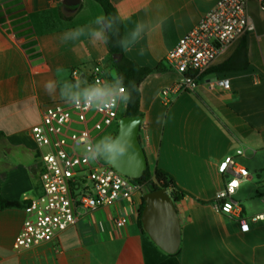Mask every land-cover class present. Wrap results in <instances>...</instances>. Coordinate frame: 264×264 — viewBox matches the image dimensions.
<instances>
[{
    "label": "crops",
    "instance_id": "0c3cea01",
    "mask_svg": "<svg viewBox=\"0 0 264 264\" xmlns=\"http://www.w3.org/2000/svg\"><path fill=\"white\" fill-rule=\"evenodd\" d=\"M124 24L123 36L137 21L150 26L136 47L124 52L140 66L162 68L140 87L142 126L140 141L148 165L170 174L187 196L177 206L181 222L180 264H264V221L241 232L235 218L219 213L214 202L225 184L218 171L228 155L243 150L264 169V10L260 2L248 3L254 31L233 42L221 53L194 92H170L180 75L165 58L180 38L192 30L219 0H110ZM104 15L94 0L77 6L66 0H0V187L3 197L22 208L0 210V264H146L144 236L138 226V211L146 192L130 200L93 211L80 210L76 225L51 241L29 249L15 250V238L26 218L25 208L42 195L41 150L32 127L41 121V110L61 100L50 96L45 83L56 79L63 67L71 79L78 66L101 64L106 76H117L107 43L88 39L64 43L62 34L90 25ZM246 39L248 66L228 71L217 68L229 61ZM144 54L139 55L138 49ZM238 61L234 66L239 65ZM230 79L227 90L210 91L207 80ZM167 101V102H166ZM257 172V169H255ZM254 177L242 180L234 199L244 213V200L264 194ZM264 203V202H263ZM126 217L118 227L114 220ZM150 239V238H149Z\"/></svg>",
    "mask_w": 264,
    "mask_h": 264
},
{
    "label": "built area",
    "instance_id": "2783aa9c",
    "mask_svg": "<svg viewBox=\"0 0 264 264\" xmlns=\"http://www.w3.org/2000/svg\"><path fill=\"white\" fill-rule=\"evenodd\" d=\"M252 0H219L201 21L178 44L168 51L165 61L180 75V81L164 89L162 96L170 92H194L203 77L211 69L218 56L229 45L254 31V24L247 12ZM260 2L264 10V0ZM264 40V32H263ZM87 79L90 83L111 80L101 64L91 68L78 66L71 71V80ZM210 91L227 90L230 79L217 77L207 80ZM167 102V101H166ZM120 105L112 109H85L58 100L44 106L41 121L32 127V135L41 150L42 195L33 199L25 208L26 218L15 238V250L32 248L51 241L58 233L76 225L80 210L93 211L111 206L121 200H130L143 187L121 174L102 158L91 161L85 158L87 144L95 145L106 128L117 121ZM147 136L146 126L141 129ZM243 150L226 156L218 171L225 176V184L219 192L214 207L217 212L235 218L241 232H248L250 224L264 221V213L244 217V209L234 196L242 180L251 178L249 170L241 164ZM264 170V169H263ZM236 182V187H233ZM264 185V176H263ZM264 202V194L261 196ZM118 227L128 223L126 217L114 220Z\"/></svg>",
    "mask_w": 264,
    "mask_h": 264
},
{
    "label": "clouds",
    "instance_id": "9594fccd",
    "mask_svg": "<svg viewBox=\"0 0 264 264\" xmlns=\"http://www.w3.org/2000/svg\"><path fill=\"white\" fill-rule=\"evenodd\" d=\"M118 17L100 15L88 26L76 27L66 30L61 41L64 43L75 42L81 39H88L93 44L107 43L109 33L119 36ZM150 30V26L144 21H137L130 32L116 41L122 51L129 52L143 39L145 33ZM138 54L143 55L144 49L139 48ZM57 78L48 80L45 91L55 97L57 92L59 97L66 104L77 108L85 109H112L119 105L125 107L132 102V94L128 87L124 85V77H114L111 80H99L90 83L87 79L71 80L67 77V70L63 67L56 69ZM132 82H130L131 84ZM134 87V84H132ZM119 147V151L126 150L125 146L116 145L111 137H105L96 145L87 144L84 149L85 158L95 161L101 158L105 151L111 153Z\"/></svg>",
    "mask_w": 264,
    "mask_h": 264
},
{
    "label": "water",
    "instance_id": "95a60500",
    "mask_svg": "<svg viewBox=\"0 0 264 264\" xmlns=\"http://www.w3.org/2000/svg\"><path fill=\"white\" fill-rule=\"evenodd\" d=\"M80 0H66V3L77 6ZM120 54L113 59L119 61ZM143 117L140 115L123 116L119 121V129L112 138L116 145L125 146L121 152L119 147L111 153L105 151L101 157L108 165L121 174L136 180L143 176L148 168V159L140 141V129ZM145 207L142 213L143 230L150 240L164 253L176 254L181 244V222L176 202L166 188H159L144 195Z\"/></svg>",
    "mask_w": 264,
    "mask_h": 264
},
{
    "label": "trees",
    "instance_id": "16d2710c",
    "mask_svg": "<svg viewBox=\"0 0 264 264\" xmlns=\"http://www.w3.org/2000/svg\"><path fill=\"white\" fill-rule=\"evenodd\" d=\"M94 1L97 2L102 7L105 16L118 17L120 21L117 25L119 29V36H113L111 33H109L108 34L109 40L107 42V45H108L109 54L111 56V60L117 72V76L124 77V85L129 88L132 94V102L125 107L123 116H134V115L143 116L140 110V98H141L140 87L148 76H150L153 73L162 72V68L158 67L152 69L148 67H143L137 64L136 62L130 60L129 58H127L124 51H122V49L116 44V41L119 38L123 37L124 24L115 6L112 4L110 0H94ZM117 54L121 55L119 61H115L113 59V56ZM236 61H238L240 64L234 66ZM247 66H248L247 43H246V39H243L242 43L240 44V47L238 48L234 56L225 64L218 67L217 69L228 71L230 69L246 68ZM210 71L211 69L208 72ZM130 82L132 83L130 84ZM132 84H134V87H132ZM114 136H112L111 138H113ZM0 137H1V133H0ZM134 181L140 186H142L143 190L146 193L151 192L153 190H157L159 188L168 189L170 191L171 197L176 203H179L187 196V194L183 190L177 187L173 177L170 174L158 168L152 171L148 166L143 176ZM144 207H145V201L143 198L142 204L138 211L137 222L144 236L143 247H144L146 264H180L179 251L173 255H168L162 252L149 239L147 233L143 230L141 217ZM9 208H22V204H20L19 202H12L6 200L2 195L1 187H0V210L9 209Z\"/></svg>",
    "mask_w": 264,
    "mask_h": 264
},
{
    "label": "rangeland",
    "instance_id": "374dc122",
    "mask_svg": "<svg viewBox=\"0 0 264 264\" xmlns=\"http://www.w3.org/2000/svg\"><path fill=\"white\" fill-rule=\"evenodd\" d=\"M124 110H125V106L124 105H120V110H119V114H118V119L117 121L113 122L110 126H108L105 130V132H103L99 137H97L95 145L100 142L101 140H103L105 137H112L114 136L117 132H118V127H119V121L120 119L123 117L124 114ZM239 161L241 162L242 165H244L250 172V174L254 177V181L253 182H249L247 184H245V186H243V190L246 191L245 188H248V186H251L253 184L257 185V188L260 187V183H258L260 181L259 176L263 177L264 176V170L263 168H261L260 166V162H257V160H253L250 157V154H247L246 157H242L239 159ZM255 169H257V172H255ZM262 188V186L260 187V189ZM178 204V203H176ZM243 204L247 206L248 211L249 210H255V209H264V203L261 200V196L260 197H253V200H244ZM250 212H248V214L244 213V217L245 218H250L251 216H253V214H249ZM250 226L252 225L249 222Z\"/></svg>",
    "mask_w": 264,
    "mask_h": 264
},
{
    "label": "snow or ice",
    "instance_id": "6c2138e0",
    "mask_svg": "<svg viewBox=\"0 0 264 264\" xmlns=\"http://www.w3.org/2000/svg\"><path fill=\"white\" fill-rule=\"evenodd\" d=\"M233 187H236V182H233Z\"/></svg>",
    "mask_w": 264,
    "mask_h": 264
}]
</instances>
